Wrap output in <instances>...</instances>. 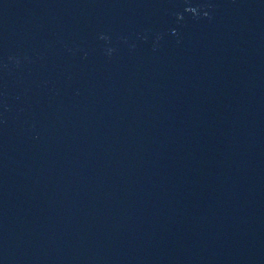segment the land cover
Here are the masks:
<instances>
[{"label": "water", "instance_id": "water-1", "mask_svg": "<svg viewBox=\"0 0 264 264\" xmlns=\"http://www.w3.org/2000/svg\"><path fill=\"white\" fill-rule=\"evenodd\" d=\"M0 264H264V0H0Z\"/></svg>", "mask_w": 264, "mask_h": 264}]
</instances>
